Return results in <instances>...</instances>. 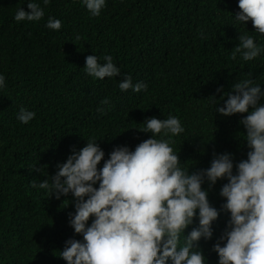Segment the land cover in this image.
Segmentation results:
<instances>
[{"label": "trees", "instance_id": "16d2710c", "mask_svg": "<svg viewBox=\"0 0 264 264\" xmlns=\"http://www.w3.org/2000/svg\"><path fill=\"white\" fill-rule=\"evenodd\" d=\"M28 2L0 0V75L5 77L0 88V264H67L59 257L66 241H83L69 222L74 198L50 197L32 182H51L57 165L89 139L97 141L106 161L115 148L134 151L151 138L139 130L146 119L173 115L185 131L173 137L171 146L190 173L209 168L218 154H232L234 173L235 164L247 159L250 149L240 123L247 113L216 112L239 80L252 79L264 90V35L251 21H236L238 0H106L99 16H92L82 0H50L47 6L36 0L44 18L17 22L19 8L30 11ZM49 17L62 22L60 30L46 27ZM241 33L252 35L262 49L252 61L239 54L232 59ZM89 55L100 57V63L111 55L121 74L102 80L87 75ZM125 74L133 84H147V91L121 92L118 84ZM218 88L223 90L218 93ZM105 99L108 105L101 104ZM21 107L36 113L28 124L17 119ZM227 182L202 185L220 212L212 239L198 243L207 264H218L213 246L230 220L222 209L226 198L220 196ZM198 226L197 210L184 235Z\"/></svg>", "mask_w": 264, "mask_h": 264}, {"label": "clouds", "instance_id": "9594fccd", "mask_svg": "<svg viewBox=\"0 0 264 264\" xmlns=\"http://www.w3.org/2000/svg\"><path fill=\"white\" fill-rule=\"evenodd\" d=\"M42 3L47 6L50 0ZM82 4L92 16H99L106 0H82ZM27 7L30 11L17 10V22L44 18L41 3L29 0ZM238 7L236 21H251L255 32L264 35V0H238ZM46 27L58 31L62 22L49 17ZM238 39L233 60L237 54L243 61L260 56L262 49L252 35L241 33ZM100 59L86 57L87 75L102 80L121 74L111 55L103 56L104 63ZM4 86L5 77L0 75V88ZM118 87L121 92L131 89L140 93L148 86L142 81L133 84L131 75L125 74ZM225 96L224 105L216 107V112L223 116L247 113L240 123L246 129L250 151L247 159L235 164V173L230 153L216 155L207 169L190 173L182 168L171 145L173 137L185 129L178 117L169 115L143 122L139 130L150 133L151 138L134 151L117 147L104 161L105 152L97 141L89 139L86 146L73 150L66 162L57 165L51 182L33 181V188L47 190L50 197L71 194L74 198L75 212L69 214V222L83 241L67 240L59 257L67 264H168L169 259L172 264H207L198 243L202 238L212 239V223L220 212L210 204L209 192L202 185L207 181L211 188L218 180L227 179L220 196L226 198L222 209L230 213V220L213 246L218 264H264V104L260 103L264 90L252 79H242ZM109 103L108 99L101 101L102 105ZM97 111L103 114L104 108ZM35 115L21 107L17 119L28 124ZM101 161L103 167L99 168ZM197 210L199 226L184 235Z\"/></svg>", "mask_w": 264, "mask_h": 264}]
</instances>
